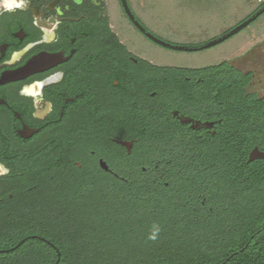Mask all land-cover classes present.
I'll use <instances>...</instances> for the list:
<instances>
[{
	"label": "flooded vegetation",
	"instance_id": "obj_1",
	"mask_svg": "<svg viewBox=\"0 0 264 264\" xmlns=\"http://www.w3.org/2000/svg\"><path fill=\"white\" fill-rule=\"evenodd\" d=\"M124 1L0 0V257L36 242L58 264L59 246L37 230L58 219L59 161L83 172L80 192L96 169L151 203L180 240L218 243L231 221L245 222L238 204L264 161L248 162L254 148L264 153L254 138L264 41L205 65H161L144 44L173 50L147 36L164 41L156 0ZM225 252L215 260L229 261Z\"/></svg>",
	"mask_w": 264,
	"mask_h": 264
},
{
	"label": "trees",
	"instance_id": "obj_2",
	"mask_svg": "<svg viewBox=\"0 0 264 264\" xmlns=\"http://www.w3.org/2000/svg\"><path fill=\"white\" fill-rule=\"evenodd\" d=\"M254 105L255 143L264 150V98L255 99ZM68 150L70 146L60 147L59 157ZM73 162L59 161L58 219L55 216L54 222L37 230L59 246L58 264H264V222L256 227L248 224L249 217L256 223L264 215V161L251 166L254 181L244 188L238 204L245 222L235 226L231 221V230H224L218 243L209 240V245L199 237L196 241L174 238L170 229L163 228L165 220L156 218L151 203L124 194L122 186L110 185V179L96 169L90 172L95 183L91 192H80L84 186L78 190L76 184L84 183L79 176L83 172L79 173ZM147 189L146 183L141 191ZM153 235L155 239L150 238ZM224 250L229 261L215 260ZM56 263L57 256L36 242L0 257V264Z\"/></svg>",
	"mask_w": 264,
	"mask_h": 264
},
{
	"label": "rangeland",
	"instance_id": "obj_3",
	"mask_svg": "<svg viewBox=\"0 0 264 264\" xmlns=\"http://www.w3.org/2000/svg\"><path fill=\"white\" fill-rule=\"evenodd\" d=\"M156 3L159 38L172 45L189 48L217 39L263 5L262 0H156ZM246 31L247 35L240 32L223 43L197 52L169 50L148 42L144 44L152 49L156 62L161 65L199 66L215 62L234 47L241 49L254 42L262 43L264 15ZM263 222L264 215L258 218L255 227Z\"/></svg>",
	"mask_w": 264,
	"mask_h": 264
},
{
	"label": "water",
	"instance_id": "obj_4",
	"mask_svg": "<svg viewBox=\"0 0 264 264\" xmlns=\"http://www.w3.org/2000/svg\"><path fill=\"white\" fill-rule=\"evenodd\" d=\"M123 4L126 7V3L123 0ZM126 12L128 13V15L130 16V18L133 20V17L130 15V12L126 9ZM264 11L263 10H259L258 12H256L253 16H251L250 18H248L246 21L242 22L241 24H239L238 26H236L234 29H232L227 35L219 38V39H215L213 41L208 42L207 44H205L202 48H210L213 47L219 43H221L222 41L226 40L227 38L231 37L232 35L236 34L237 32H239L240 30H242L243 28H245L248 24H250L251 22H253L258 16H260ZM136 25L140 28V30L144 31L143 28H141L139 26V24L136 23ZM148 37H150L153 41H155L157 44L166 47V48H171L173 50L176 51H195L196 49L193 48H188V47H184V46H176V45H171L167 42L161 41L157 38H154L153 36L147 34ZM256 159H262L264 160V153L262 151H259L258 148H254L249 155V161L251 162L252 160H256ZM103 169L107 170V167L101 162L100 165Z\"/></svg>",
	"mask_w": 264,
	"mask_h": 264
},
{
	"label": "clouds",
	"instance_id": "obj_5",
	"mask_svg": "<svg viewBox=\"0 0 264 264\" xmlns=\"http://www.w3.org/2000/svg\"><path fill=\"white\" fill-rule=\"evenodd\" d=\"M8 5H10V6H8ZM5 7H6V9L9 10V11H11L12 8H13L12 4H5ZM17 7H19V5H17ZM5 171H6V170H5ZM156 231H158V229H156ZM150 238L155 239V235H153V236L150 237Z\"/></svg>",
	"mask_w": 264,
	"mask_h": 264
},
{
	"label": "snow or ice",
	"instance_id": "obj_6",
	"mask_svg": "<svg viewBox=\"0 0 264 264\" xmlns=\"http://www.w3.org/2000/svg\"><path fill=\"white\" fill-rule=\"evenodd\" d=\"M8 6H10V5H8Z\"/></svg>",
	"mask_w": 264,
	"mask_h": 264
}]
</instances>
